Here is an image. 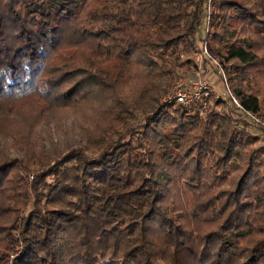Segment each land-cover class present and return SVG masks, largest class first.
I'll list each match as a JSON object with an SVG mask.
<instances>
[{
    "label": "trees",
    "instance_id": "1",
    "mask_svg": "<svg viewBox=\"0 0 264 264\" xmlns=\"http://www.w3.org/2000/svg\"><path fill=\"white\" fill-rule=\"evenodd\" d=\"M205 3L0 0V137L22 154L0 158V264H264L259 137L228 100L159 104ZM211 5L208 50L264 122V0ZM95 100L97 154L51 163L38 125Z\"/></svg>",
    "mask_w": 264,
    "mask_h": 264
},
{
    "label": "rangeland",
    "instance_id": "2",
    "mask_svg": "<svg viewBox=\"0 0 264 264\" xmlns=\"http://www.w3.org/2000/svg\"><path fill=\"white\" fill-rule=\"evenodd\" d=\"M211 3L212 0H206V14L208 9L210 11L212 10ZM206 14L204 17L201 18L200 26L198 27L196 32L197 47H199L200 44L203 42V39L206 34L208 25L207 20L209 21V19H207ZM183 53V59L185 60L187 56H190L188 54H190L191 51ZM191 67L188 68V66L185 65L181 69H178L176 77L177 75L178 78L190 77L193 80L197 79V77H200L210 86H217L218 89H222L223 91L225 90L222 79L215 73V69L210 63L205 62L203 70H201L199 74H195L193 68ZM98 102L99 101L97 100L92 101L83 110L75 111L73 109L64 108L54 112H49L45 115L42 122L38 125L37 132L39 135L38 139L43 146V151L50 158V160L52 161L51 163H53L54 161L62 157L63 154L67 153L69 150L74 148H81L83 149V151H85L88 155L91 156H95L97 154L99 144L102 143V140L99 139V133L96 129V124L99 120ZM209 104L212 105L213 103L209 102ZM156 107L157 100L153 102V105L150 101L143 102L140 106H138L136 110V118L134 120V124L136 125L140 123L143 117L151 111V108L154 109ZM230 108L232 109L234 107L231 106ZM220 109L229 112L228 104H225V106L220 107ZM201 114H203V112L199 113V115ZM239 115H241V117L244 118V120L250 124V127L252 128L251 131L257 134V136L259 137V142L256 146H264V131L261 130L262 128L264 129V122H262L258 117H256L258 122H255L254 119H252L253 122L251 123L250 118L246 116L243 112ZM258 125L262 128L259 129ZM3 157H22V154L18 151V149L14 146L13 142L9 138L0 137V158ZM30 178H32V175H30ZM165 179V174H161L160 181H164Z\"/></svg>",
    "mask_w": 264,
    "mask_h": 264
},
{
    "label": "built area",
    "instance_id": "3",
    "mask_svg": "<svg viewBox=\"0 0 264 264\" xmlns=\"http://www.w3.org/2000/svg\"><path fill=\"white\" fill-rule=\"evenodd\" d=\"M207 19H209L210 10H207ZM207 30L203 42L195 50L191 51L190 56H187L185 60L183 55H181L184 60L183 66H188L193 68L195 74H199L203 70L205 62H208L215 69V73L222 79L224 83L225 90L218 89L217 86H210L200 77L193 80L192 78H178L176 77L175 82L170 86V88L165 91L159 97V104H180L183 106H196L197 110L201 113L203 112L210 104L213 103L215 99L228 100L236 108L240 109L246 116L254 119L255 122H258L256 116L250 112L243 109L241 103L236 99V97L231 93L226 80V73L223 65L219 62L217 58L211 55L206 44V37L209 33V21L207 20ZM193 54V55H191ZM182 66V67H183ZM181 67V68H182ZM180 68V69H181ZM211 99V100H210Z\"/></svg>",
    "mask_w": 264,
    "mask_h": 264
}]
</instances>
